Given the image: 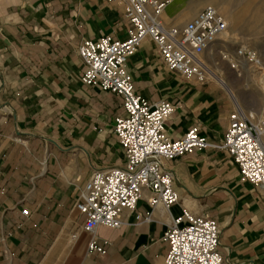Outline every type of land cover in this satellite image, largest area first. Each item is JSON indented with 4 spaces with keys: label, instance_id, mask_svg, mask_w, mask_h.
<instances>
[{
    "label": "crops",
    "instance_id": "crops-1",
    "mask_svg": "<svg viewBox=\"0 0 264 264\" xmlns=\"http://www.w3.org/2000/svg\"><path fill=\"white\" fill-rule=\"evenodd\" d=\"M211 4L173 0L161 20L183 27ZM128 27L111 0H0V264H164V233L183 210L218 221L225 264H264V191L241 181L217 146L166 162L179 193L169 210L151 205L144 188L121 227L84 229L75 202L85 184L126 158L113 131L122 99L80 81L77 49L85 38L124 39ZM127 68L139 94L174 103L170 136L198 125L212 145L222 141L236 107L228 97L188 89L150 40ZM93 236L106 242L104 254L88 252Z\"/></svg>",
    "mask_w": 264,
    "mask_h": 264
},
{
    "label": "built area",
    "instance_id": "built-area-1",
    "mask_svg": "<svg viewBox=\"0 0 264 264\" xmlns=\"http://www.w3.org/2000/svg\"><path fill=\"white\" fill-rule=\"evenodd\" d=\"M123 6L128 21L124 39L104 34L82 39L78 55L83 64L80 80L85 85L119 95L124 114L115 117L113 131L125 152L124 166L98 169L75 202L85 216L84 229L94 233L99 225L119 228L124 211H134L142 190L154 195L151 205L169 210L179 200L174 175L166 162L211 146L225 150L237 166L240 180L264 191V115L239 105L231 111L220 143L212 145L198 125L182 136L172 137L166 125L175 111L166 99L151 101L139 94L127 68L131 57L145 40H150L170 71L186 79H204L206 64L200 55L210 49L228 25L214 6H207L183 27H167L161 20L173 0H111ZM239 56L255 59L249 49ZM24 215L28 214L23 209ZM136 217L141 218V215ZM220 227L216 219L194 216L187 210L172 218L163 240L168 245L164 264H225L220 250ZM89 253L106 252V242L93 236Z\"/></svg>",
    "mask_w": 264,
    "mask_h": 264
},
{
    "label": "rangeland",
    "instance_id": "rangeland-1",
    "mask_svg": "<svg viewBox=\"0 0 264 264\" xmlns=\"http://www.w3.org/2000/svg\"><path fill=\"white\" fill-rule=\"evenodd\" d=\"M211 4L228 21L226 36L203 54L201 60L224 84L206 75L204 79L182 77L188 89L213 90L214 97H228L235 105L264 115V0H213ZM249 49L255 59L239 56V49ZM230 55L232 61L224 57ZM237 63L238 68L233 64ZM81 81V80H80ZM257 187V186H256Z\"/></svg>",
    "mask_w": 264,
    "mask_h": 264
},
{
    "label": "bare ground",
    "instance_id": "bare-ground-1",
    "mask_svg": "<svg viewBox=\"0 0 264 264\" xmlns=\"http://www.w3.org/2000/svg\"><path fill=\"white\" fill-rule=\"evenodd\" d=\"M212 6V5H211ZM216 8V7H215ZM218 10V9H217ZM218 12H220L219 10H218ZM221 13V12H220ZM223 16H224V14L223 13H221ZM224 18L226 19V22H227V25H228V21H227V18L224 16ZM229 26V25H228ZM228 30V27H227V29L221 34V36L223 37V38H225V37H227L226 36V31ZM221 36H220V38H221ZM227 61H229V62H231L232 61V57L230 56V55H225V57H224ZM200 59H201V56H200ZM203 61V60H202ZM204 62V61H203ZM206 67H207V65H206ZM233 67L234 68H238V65H237V63H235L234 62V64H233ZM209 74V77H211V78H213V79H215L219 84H224L223 83V81L215 74V73H213V72H211L210 70H209V68L207 67V70H206V73H205V76L204 77H207L206 75H208Z\"/></svg>",
    "mask_w": 264,
    "mask_h": 264
}]
</instances>
